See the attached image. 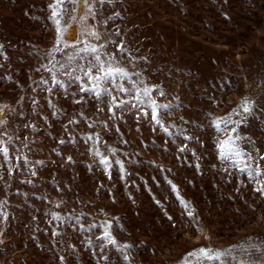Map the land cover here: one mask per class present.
I'll list each match as a JSON object with an SVG mask.
<instances>
[{"label": "rangeland", "instance_id": "rangeland-1", "mask_svg": "<svg viewBox=\"0 0 264 264\" xmlns=\"http://www.w3.org/2000/svg\"><path fill=\"white\" fill-rule=\"evenodd\" d=\"M50 2L0 0V43L5 45L3 51L8 56L5 60L0 55V65H3L0 78L14 77L11 81L0 82V105L28 110L29 105L19 108L16 101L21 95L33 94L30 88L33 80L49 78L47 71L37 69L46 63L45 57L55 41V25L47 19ZM121 3L123 7L117 10L126 19L117 20V23L126 29V35L135 34V38L128 41L133 54L148 56L150 72L146 76L149 83L162 85L171 93L168 100L173 103L179 97L181 106L169 119L177 124H181L183 118L191 120L192 126L203 125L193 134L200 136L204 143H189V147L201 154V169L194 166L195 158L191 153H188V159L193 166L187 162L181 164L175 155V143H169V151H161V133H153L147 119L140 121L141 130L137 131L135 117L131 114H125L127 123L123 120L119 123L131 142L124 150L134 155V150L140 146L142 163L127 165L142 178L131 177L138 188L133 185L124 187L118 166L114 165L111 180L99 168L88 171L85 162L93 157L86 153L87 145L83 141L75 146L78 151L70 153L77 163L68 168L59 167L63 158L51 152V148L57 146L56 140L52 136H41L44 144L35 145L43 149L38 158L49 163L39 169L40 178L17 174L10 181V188L0 181V199H8L15 206L11 209L13 215L7 224V233L0 237L3 240L0 243V264H58L59 250L52 244L53 225H49L48 217L43 215L50 206L35 196H30V202L25 201L16 193L17 188L21 193H42L54 202L67 201L55 210L82 215L85 224L119 216V221L113 224V232L117 239L136 245L128 250L132 264H178L185 253L198 246L234 248V264L241 260L244 264H264V199L238 170L230 168L231 177L220 170L222 162L215 155L216 133L206 121L209 113L223 116L237 107L244 97L254 99L260 112L239 131L241 134L251 133L257 144L264 143V132L261 131L264 129L261 116L264 113V0H121ZM34 49L36 54L32 55ZM15 81L24 87H19ZM36 95L43 98L46 93L38 90ZM60 103L69 113L72 112L70 99L61 96ZM84 111L94 120L108 121L113 134L106 138L115 142L114 125L107 109L96 112L94 108H85ZM45 115L51 116L50 111L46 110ZM9 119H13L10 111ZM52 119L55 127L47 128V131L59 136L63 129L57 118ZM35 122L38 127L46 128L43 120L37 118ZM79 127L87 129V123L82 120ZM92 130L106 131L102 126ZM154 136L156 151L143 148L141 141H151ZM182 142L183 139L177 137V143ZM72 147H61V151L68 154ZM149 159L171 171L162 172L156 165H149ZM52 160L56 163L52 164ZM213 164L218 167L212 168ZM261 164L264 167V162ZM153 174L160 180L159 186L152 181ZM52 176L60 180L62 187L70 184L71 189L58 192L52 184ZM165 176L179 185L181 195L194 204L198 215L195 224L186 217L183 221L179 219L182 206L166 183ZM5 178H8L7 174ZM20 179H36L37 183L23 185ZM144 180L148 181L147 184ZM149 187L169 213L177 217L175 227L155 204ZM129 192L135 197V203L129 198ZM33 215L39 218L40 231L36 230ZM196 225H199V231ZM98 231L74 233L68 230L71 241L80 249L75 254L66 253L70 264H95L91 252L82 243V237L95 236ZM111 255L114 258L112 264H122V257H118L115 250Z\"/></svg>", "mask_w": 264, "mask_h": 264}, {"label": "snow or ice", "instance_id": "snow-or-ice-1", "mask_svg": "<svg viewBox=\"0 0 264 264\" xmlns=\"http://www.w3.org/2000/svg\"><path fill=\"white\" fill-rule=\"evenodd\" d=\"M118 7H123L121 0H51L47 5V11L50 13L47 19L55 25V41L45 57L46 63L40 65L37 71H47L49 78L41 77L39 81L33 80L30 85L33 94L21 95L16 101L19 108L29 105L28 110L19 111L10 108L9 105H0V129H2L0 130V181H3L5 187H11L10 181H13L17 174L22 177L40 178L39 169L46 167L49 162L38 158L43 149L35 145L44 144V140L39 137L48 135L57 142V146L52 147L51 152L63 158L59 167L68 168L77 163L76 158L70 153L78 151L75 146L83 141L87 145L86 153L93 157L92 160L85 162L88 171L99 168L111 180L112 169L114 165L118 166L124 187L133 185L138 188L139 185H135L131 177L133 175L141 177L127 165L133 162L142 163V154L140 146L134 150L135 159L132 152L124 150L131 143L119 123L121 120L128 122L125 114L135 117L137 131L141 130L140 121L147 119L151 131L161 133L160 140L163 141L160 146L161 151H169V143H175L177 160L181 164L187 162L189 166H193V162L188 159V153H191L195 158L194 166L197 170L201 169V154L195 148L189 147V143H204L200 136L193 134L203 125L198 123L192 126L191 120L183 118H181L182 123L177 124L169 119L181 106L179 97L177 96L176 102L173 103L168 100L171 93L166 92L162 85L149 83L146 76V73L150 72L149 58L133 54L128 41L134 39L135 34L126 35V29L117 23V20L126 19L122 12L117 10ZM224 15L227 17V13ZM4 48L5 45L0 43V55L7 60L8 56L3 51ZM136 51L139 52V48ZM31 54H36V50L34 49ZM13 79L12 75H8L0 78V82ZM15 82L19 87H24L19 81ZM228 83L230 85L231 81L229 80ZM38 90L44 91L46 96L41 98L36 95ZM61 96L71 100L73 105L71 113L67 111L66 106H61ZM77 105L81 107L76 108ZM85 108H94L96 112L107 109L114 125L115 142L106 138L113 134V128L109 127L108 121L92 119L85 115ZM46 110L50 111L51 116L45 115ZM9 111L13 117L11 120ZM258 112L260 109L257 102L244 97L237 107L223 116L207 114L206 121L208 127L214 129L216 133L215 155L217 160L222 162L220 170L229 177L232 175L230 168L238 170L253 184L255 192L264 199V167L261 164L264 162V151H261L264 143L257 144L251 133L241 134L239 131L240 127L250 123ZM261 116L264 118V113H261ZM37 118L45 122L46 128L37 126L35 122ZM52 118H57L60 128L63 129L59 136L47 131V128L55 127ZM82 120L87 123V129L79 127ZM101 126L106 131L92 130ZM261 131L264 132V129ZM177 137H181L183 142L177 143ZM156 144L155 136L151 141H141L142 147L151 151H156ZM68 145L73 147L66 154L61 151V147ZM117 145H122L123 148ZM51 163L55 164L56 161L52 160ZM148 164L156 165L162 172L171 171L163 165H157L152 159L148 160ZM217 167L216 164L212 165L214 169ZM51 179L58 192L63 193L64 188L71 189L70 184H64L62 187L56 176H52ZM151 179L157 186L160 185V180L156 179L155 174ZM164 179L182 206L179 219L183 221L186 217L195 224L198 215L194 204L181 195L179 185L166 176ZM147 182L144 180L145 184ZM20 183L34 186L37 180L20 179ZM243 183L241 181V186ZM15 191L21 194L25 201L30 202V196H35L37 199L47 201L50 206L44 210L43 215L48 217L47 223L53 225L52 244L59 250L58 264H70L66 253L75 254L80 251L68 236L69 229L74 233H92L93 229H99L95 236L82 237V243L91 252L95 264H112L113 250L118 257H122V264H132L128 250L136 245L117 239L113 232V224L119 221V216L103 222L92 221L85 224L82 215L55 210L67 203L65 200L54 202L42 193H21L19 188ZM109 191L111 192L112 189ZM148 191L155 204L175 227L177 217L169 213L163 202L152 193L151 187ZM128 195L135 203L132 193L129 192ZM112 199L115 201L114 196ZM13 207L15 206L10 200L0 199V225H4L0 227V237L7 233V224L13 215L11 211ZM32 219L37 222L36 230L40 231L38 216L33 215ZM119 227L123 228V225ZM196 230L199 231V225H196ZM0 243H3V240H0ZM235 261L234 248L215 249L198 246L185 253L178 264H234ZM239 264H244V261L241 260Z\"/></svg>", "mask_w": 264, "mask_h": 264}]
</instances>
